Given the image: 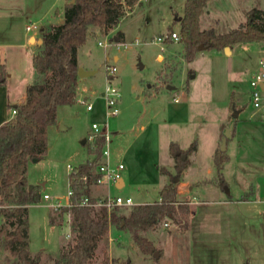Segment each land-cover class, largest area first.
Returning a JSON list of instances; mask_svg holds the SVG:
<instances>
[{"label":"rangeland","instance_id":"rangeland-1","mask_svg":"<svg viewBox=\"0 0 264 264\" xmlns=\"http://www.w3.org/2000/svg\"><path fill=\"white\" fill-rule=\"evenodd\" d=\"M63 2L46 0L45 7L54 3L61 8ZM184 2L143 0L117 28L126 33V41L113 42V34L98 33L90 35L81 46L80 59L97 71L80 82L78 97L88 95L93 102V109H87L86 104L80 100L66 105L61 116L67 128L50 131L47 154L38 161H32L28 170L29 180L42 185L41 201L31 205L29 212L30 249L33 254L43 251L40 264H53L63 248L76 237L71 213L65 214L60 224L50 223V213L54 206L50 205L44 194L62 196L66 200L69 188L67 164L77 165L87 156H92L86 152L91 143L88 141L85 147L82 140L87 137L86 132L94 120H107L102 92L110 80L108 64H115L118 68L112 80L121 95V112L108 117L110 128L121 131L112 135L111 156L116 164L123 161L126 165L121 171L126 176V185L117 188L112 183V196L131 195L138 202L159 198L160 173L164 183L172 177L161 172L159 164H162L160 167L170 169L176 177L175 157L173 164L168 165L171 161L169 144L171 140H185L189 128L175 123L161 125L166 117L164 111L160 117L151 119L148 128L140 130V124L150 120L152 113L161 107L159 102H149L151 94L158 89L157 84L172 83L181 90L183 86L186 88L189 85L190 80L196 92H199L196 101L191 104L192 111H203L209 121H214L219 114L228 111L233 97H236L237 105L244 106L241 117L258 127V130L248 131L244 154L251 160L248 166L260 174L258 181L264 185V120L257 119L258 115L250 118L253 111H262L251 101L250 80L259 68V60L264 56V40L259 41L260 44L243 43L233 53L223 49L227 54L222 55L217 54L216 49L204 46L192 61H187L184 57V44L180 40L156 41L162 34L178 31L175 17H183L184 12L180 11L183 10ZM250 2L264 8V0H210L207 8L211 9L212 18L231 24L234 28L246 18L247 11L244 12V8ZM172 8L177 9L175 15ZM203 24L206 25V22ZM159 52L164 54V57L160 56L161 60L157 58ZM115 54L119 55L118 60L114 59ZM15 67V83L20 73L29 75L32 69L25 59L18 60ZM193 74L195 77H191ZM167 91L172 98L174 92ZM166 106L162 104V107ZM212 123L205 130L207 136L214 131ZM132 206H119L120 213L128 214ZM246 221L239 220L232 226H223L214 229L211 234L198 237L189 235L186 232L188 229L183 230L181 226L184 225L179 226L172 219L165 218L157 225L162 229V236L157 239L161 245L156 246L160 251L158 258L154 253L145 257L130 231L115 226L113 235L109 234L101 243L94 264H100L105 248L111 257L110 264H264V215L259 220ZM16 259L17 256L9 250L0 248V264H15Z\"/></svg>","mask_w":264,"mask_h":264},{"label":"trees","instance_id":"trees-1","mask_svg":"<svg viewBox=\"0 0 264 264\" xmlns=\"http://www.w3.org/2000/svg\"><path fill=\"white\" fill-rule=\"evenodd\" d=\"M209 0H186L184 15L180 21V41L183 42L187 61H192L199 45L223 50L239 42L264 40V8L254 6L247 11L246 20L226 32L218 33L214 27L202 28L201 15ZM138 0H69L65 4L64 21L43 25L40 29L43 44L34 55L33 63L39 77L28 86L21 103L9 104L17 113L0 125V248L17 256L15 264H40L43 254L30 249L29 205L41 201L42 185L29 180L28 170L34 158L42 159L49 148V127L58 123L59 108L75 103L79 79L78 49L89 36L92 26H99L106 32L115 28L127 15L129 8ZM122 40L123 32H117ZM7 71L0 64V84L5 83ZM232 111L239 109L234 97ZM105 137L98 136L87 152L92 155L75 165L69 174L73 188L70 205L52 207L50 223L60 224L67 212L72 214L74 241L63 248L53 264H94L101 243L109 235L111 226L130 231L135 243L144 254L157 250L147 232L158 223L170 218L183 230L189 227L190 205L177 198V181L189 164V154L197 147V141L185 150L172 141L170 150L176 159V177L170 169L160 167L171 180L161 189V198L154 202L136 203L130 212L120 213V207L111 210L106 206L82 204L84 195H91L92 187L83 180L85 174L94 178V169L102 159ZM225 150L219 147L215 152L218 182L225 185L223 165L228 160ZM92 199H96L92 196ZM100 264H110L108 250L103 249Z\"/></svg>","mask_w":264,"mask_h":264},{"label":"crops","instance_id":"crops-1","mask_svg":"<svg viewBox=\"0 0 264 264\" xmlns=\"http://www.w3.org/2000/svg\"><path fill=\"white\" fill-rule=\"evenodd\" d=\"M68 1L69 0H64L60 8L59 6L56 7L54 3H51L48 5V7H45L46 0H0V64H3L7 71V78L5 83L0 84V125L4 121L13 117L9 104L12 103L13 105L21 103L26 97L28 86L39 77V73L37 72L33 63V57L42 47L43 42H40V38L42 37L40 35V30H28L27 26L31 23H38L42 27L45 24L61 22L62 20H64L65 4ZM142 1L143 0L138 1L135 5L130 7L127 15H125L121 19V21L115 28L106 32L99 26H92L89 36H95L98 33H111L113 34L112 41L120 42L119 40H117L116 35L118 31H122V40H125L127 37L126 33L123 30H117V28L126 17L133 14L136 6L142 3ZM209 1L205 4L204 11L201 15L202 27H214L216 32L218 33H223L230 30L232 28L230 26L231 24H225L219 22V20L216 18H212L211 9L207 8ZM185 2L183 5V10H181L180 12H184ZM247 5L248 6L244 8V12L248 11L254 6H257L256 4H254V2H250ZM172 10L174 14V11L177 9L172 8ZM180 17L182 16L175 17L179 25L178 31L180 30L181 26ZM245 20L246 18L243 21ZM204 21L206 22V25L203 24ZM169 39L173 40L175 38ZM243 43L247 42H239L237 44H234L231 47V53H233V51ZM254 43L260 44V42ZM81 46L78 49L79 65L85 70H93L94 72L85 76L79 75L78 86L82 80H85V78L95 74L97 71L93 68L92 65L86 64L80 59L79 52ZM216 53L219 55L227 54L224 50H216ZM160 56L164 57V54L159 52L157 58L160 59ZM23 59L29 62L32 66L29 74L30 76L28 74L25 75L23 73H20V78L18 82L15 83L13 78L15 71L13 70V68H16L15 66L18 60ZM114 59L118 60L119 55L115 54ZM193 75L194 76L191 77H195V74ZM169 84L172 83L157 84L158 89L156 90V92L151 94L149 102L152 100H154V102H159L161 103V107L156 109V111L152 113V115L150 116V120L142 122L140 124V130L148 128L151 119H153L154 117H160V113L164 111V113L166 112V114L164 115L167 118H164V122L161 123V125L166 124L165 126H168L171 125V123H175L179 124L182 127L189 128V132L185 137V140L181 141L178 139V141H175L183 150L187 149L192 144V142L195 141V139L197 141L196 149L189 154L186 153V157H188L189 159L188 166L185 168L180 178H175L177 179V198L181 201L188 202L190 205V223L189 228L186 232L191 236H206L208 234H211L214 229H218L223 226H232L239 220H259V218L264 215V185L262 183H259L258 181L261 177L260 174L253 170L251 166H248V163H250L251 160H248L244 154V145L246 141V135L247 133H249L248 131L258 130V127L256 125H252L251 123H247V120L241 117L245 108L244 106L238 105L240 113L239 116L235 119V126L232 130V136L227 139L226 148L224 149L229 157L228 160L224 163L222 169L223 176L227 182L226 184L228 185V187L226 186L227 190H225L224 186L226 184L221 185L218 182L217 168L215 165V152L219 147H221V144L223 142V131L233 119L231 115L232 111H230V105L228 111H224V113H222L221 115L219 114L214 121H209L208 116L204 115L203 111H192L191 104L196 101L197 97L199 96V92H196V87L194 84L192 85L191 80L189 82V85L186 88H184L183 86V89L181 90L175 85L173 88H168L167 86ZM166 89L169 90L170 93L171 91L174 92V94H172V98H170V95H168L169 93H167L168 91ZM78 96L79 91L77 89L75 102L78 100ZM164 103L165 106L167 105L166 108L162 107V104L164 105ZM65 106L66 105L60 106L58 113V123L49 127L48 134L52 129L57 130L67 128V126L63 124L61 116L63 109H65ZM262 114V111H253L250 114V118L258 115L256 117L257 119L259 118L261 120H264ZM92 123L91 128H88L86 132L87 135L90 131H92ZM211 123L214 125V131L209 136H207L205 130L207 128V125ZM111 131L112 135L121 132L120 130L116 129H111ZM113 136L111 142L113 141ZM87 142L88 140L86 138H83L82 143L85 145V147L87 146ZM111 142L109 159L112 165L117 166L118 164L113 161V158L111 156ZM173 158L174 156L171 153V161L168 165L173 164ZM69 164L71 163L67 164L68 175L70 174ZM161 165L162 164H159V168ZM122 175V179L114 182L117 188H122L126 185V176L123 173ZM160 176V197L154 199L153 201H136V203L154 202L161 198V189L165 183L163 181V176L161 173ZM111 184L112 182L94 184L93 186H91V196L104 197L108 194L111 195ZM143 193L145 194L146 192L143 191ZM48 200L50 201L49 203L51 205L52 199ZM61 201L66 205V203L68 202V198L66 200L61 198ZM33 204L29 205V212L31 205ZM67 213L70 214V212ZM114 227V225L111 226L109 234L113 235ZM169 229H171V227L168 228V230ZM161 230L162 229L160 227L156 226L155 228H152L147 232V235L150 239L153 240L154 244L157 247H159L160 244L157 242V239H160V236H162ZM144 255L146 257V255L148 254Z\"/></svg>","mask_w":264,"mask_h":264},{"label":"built area","instance_id":"built-area-1","mask_svg":"<svg viewBox=\"0 0 264 264\" xmlns=\"http://www.w3.org/2000/svg\"><path fill=\"white\" fill-rule=\"evenodd\" d=\"M125 1V0H122ZM141 1V0H138ZM28 30H40L41 26L38 23H31L27 26ZM180 33L179 31L172 30L171 32L162 34L157 37L156 41L164 42L167 41L169 38H175L180 39ZM99 43H102L101 41ZM162 49H164V46L162 45ZM108 70V83L106 84V87L104 91L102 92L105 103H106V115L107 120L104 122L101 121H94L92 123V131H90L86 137V139L93 143L98 136H104L105 137V145L102 150V159L99 163V165L94 169V178L91 180V176L89 174H85L83 176V180L86 184H89L90 186H93L94 184H103V183H114L118 181L119 179L123 178L122 170L125 168V164L123 162H120L117 166H114L110 163V142L112 139V131L110 128V124L108 121V117L113 115H118L121 111L119 106L120 101V91L119 88L114 84L112 78L115 77L118 68L115 64H108L107 65ZM251 85V101L253 102L254 106L262 110L263 112V119H264V56L259 60V68L255 71L254 75L252 76L250 80ZM82 103L86 104L87 109L91 110L93 109V102L90 100V97L88 95L84 97L78 98ZM17 113V108L12 107L11 108V114L14 116ZM75 168V165L69 164L70 172ZM73 194V188L69 184L67 198L68 202L66 205H70V197ZM44 197L46 199H52L51 206H54L55 208L60 207L62 205H65L62 201L60 196L54 197L50 194L46 193L44 194ZM82 204L92 205V206H106L109 210H111L115 206H131L136 204L135 199L131 196H123L121 194H118L116 196H112L108 194L107 196H104L102 198H96L92 199L91 195H84L82 197Z\"/></svg>","mask_w":264,"mask_h":264},{"label":"water","instance_id":"water-1","mask_svg":"<svg viewBox=\"0 0 264 264\" xmlns=\"http://www.w3.org/2000/svg\"><path fill=\"white\" fill-rule=\"evenodd\" d=\"M181 19H182V17H180V20ZM62 21H64V20H62ZM40 42L41 43L43 42V38H40ZM203 47H204V44H200L199 45V48L200 49L203 48ZM224 50L227 52L228 50H231V47L230 46H225ZM93 72H94L93 70L92 71L85 70L83 67H80L79 68V71H78V73H79L80 76L89 75V74H92ZM192 76H194V75H192ZM167 87L168 88H173L174 85L169 84ZM239 113H240V109H235L233 111V114H232L233 119L231 120V122L229 123V125L225 128V130L223 131L224 138H223V142L221 144V149H223V150L226 148V141H227V139L232 136V130L234 129V126H235V119L239 116ZM186 156H187V154L184 153L183 154V158H186ZM38 160H39V158H34L33 159V161H38ZM175 180H177V179H175ZM154 256L157 257V258L160 256V251L158 249L154 252Z\"/></svg>","mask_w":264,"mask_h":264}]
</instances>
